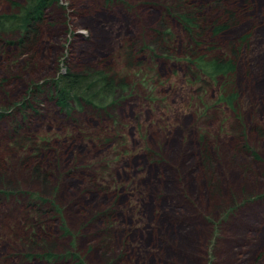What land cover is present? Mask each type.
Wrapping results in <instances>:
<instances>
[{
  "label": "rangeland",
  "instance_id": "obj_1",
  "mask_svg": "<svg viewBox=\"0 0 264 264\" xmlns=\"http://www.w3.org/2000/svg\"><path fill=\"white\" fill-rule=\"evenodd\" d=\"M37 31L0 34V264H264V0H59ZM200 56L235 61L231 105ZM63 59L122 81L106 112L26 98Z\"/></svg>",
  "mask_w": 264,
  "mask_h": 264
},
{
  "label": "trees",
  "instance_id": "obj_2",
  "mask_svg": "<svg viewBox=\"0 0 264 264\" xmlns=\"http://www.w3.org/2000/svg\"><path fill=\"white\" fill-rule=\"evenodd\" d=\"M58 1L59 0H22V3L12 2L11 13L0 14V34H15L17 37L16 41L9 43L16 44L19 47L24 46L29 41H33L37 35L39 25L43 21L44 11L47 7L58 3ZM105 1L110 3L113 0ZM177 19L181 27L192 33V28L195 27V20L191 14L179 13ZM226 28L227 24L225 23V25L217 26L214 30L215 33H218L226 30ZM167 39L165 34L156 33V42L159 46L163 48L166 47ZM130 53L131 50L129 49V56L131 55ZM63 61L65 73H62L53 80L44 81L43 86L40 84L33 85L27 91L26 98L29 99L36 91L43 92L46 90L48 95H44H46L49 101L62 113L70 114L75 105L89 107L92 111L97 113L106 112L107 108L114 102L109 99H111L110 96L113 95L115 88L118 87L121 89L124 87L121 83L122 81H120L121 79H118L120 83H117L114 77L106 74L108 71L104 70L91 73H75L72 72L70 67L69 70L66 68V59H63ZM190 66L193 69V75L198 80L206 79L211 82H216L220 79L223 89L221 90L222 94L219 101L224 105H231L232 101L235 100V96L228 95L224 87L229 83L231 75L235 71L234 60H227L216 56H200L193 59L190 62ZM27 99H24L23 102L16 106H19L21 109H26L28 107ZM15 131L16 129L13 130V133ZM37 173L38 170H35L34 174L37 175ZM0 195L8 196L9 193L1 191ZM22 195L30 197L32 203L29 208L36 207L35 210L38 213H42V206L48 202L46 199L29 192H24ZM258 198H264V196H259ZM251 200L252 199H249L244 202L248 203ZM107 214L108 211L105 213L101 212L97 214L93 220L96 221ZM62 230L64 233H68L67 228L62 227ZM26 256L30 259L38 255L28 254ZM69 256H71L70 253L58 255L49 251L38 257L55 262L69 258Z\"/></svg>",
  "mask_w": 264,
  "mask_h": 264
}]
</instances>
